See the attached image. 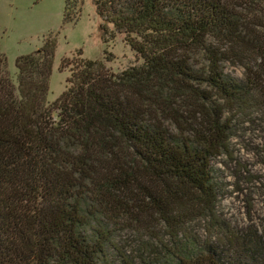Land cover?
Here are the masks:
<instances>
[{"label":"trees","instance_id":"obj_1","mask_svg":"<svg viewBox=\"0 0 264 264\" xmlns=\"http://www.w3.org/2000/svg\"><path fill=\"white\" fill-rule=\"evenodd\" d=\"M91 1L104 34L112 25L144 63L114 74L110 59L75 61L51 104L56 39L17 59L15 84L0 30V264H264L257 230L204 251L185 228L196 208L215 217L211 160L226 150L235 116L264 106V0ZM82 3L66 1V22ZM224 63L243 66L244 81L225 77ZM91 192L105 207L109 195H142L170 244L146 242L137 259L114 246L119 260H110L112 235L97 224L108 215ZM181 199L189 204L177 210Z\"/></svg>","mask_w":264,"mask_h":264},{"label":"rangeland","instance_id":"obj_2","mask_svg":"<svg viewBox=\"0 0 264 264\" xmlns=\"http://www.w3.org/2000/svg\"><path fill=\"white\" fill-rule=\"evenodd\" d=\"M66 1L0 0L1 51L6 58V72L15 84L18 74L17 59L42 48L49 38L57 41L47 99L50 104L67 89L70 68L75 61H106L107 58L111 60L107 67L114 74L140 68L144 63L125 43L124 35L116 32L112 25L104 34L101 30L102 22L91 0H82L80 13L79 5H73L71 20L66 22ZM63 61L66 66L64 70L61 69ZM223 72L225 77L244 81L243 66L224 63ZM156 116L164 127L171 124L167 119L161 120L157 112ZM227 116L225 114L224 119ZM53 118L58 120V113H54ZM232 125V135L226 150H221L211 160L214 170L212 177L217 185L215 217L203 207L191 210L186 215L187 235L199 241L196 246L199 250L205 251L211 247L226 251L231 247L223 239V235L232 237L237 232L244 236L250 230H257L264 240V106L240 111ZM187 136L191 138L192 135L187 133ZM131 157L139 160L135 153ZM91 194L101 205L99 211L108 215L98 217L97 224L102 227L100 230L109 231L112 235L107 244L110 260H119L114 246L122 254L137 259L141 255V246L146 242L158 251L162 244H170L169 229L162 221L160 211L153 208L152 202L141 201L142 195H131L130 200L123 196L109 195L115 198L105 207L100 202V195ZM168 195L167 191L163 193L165 197ZM191 198L193 196L189 195V199ZM182 200L184 199H181L177 210H182L189 204ZM122 202L125 204L124 214L113 219L111 214L121 211ZM87 231L91 232L90 229Z\"/></svg>","mask_w":264,"mask_h":264}]
</instances>
